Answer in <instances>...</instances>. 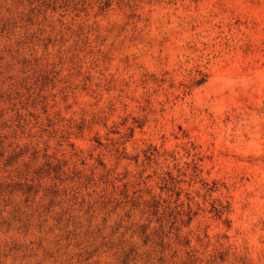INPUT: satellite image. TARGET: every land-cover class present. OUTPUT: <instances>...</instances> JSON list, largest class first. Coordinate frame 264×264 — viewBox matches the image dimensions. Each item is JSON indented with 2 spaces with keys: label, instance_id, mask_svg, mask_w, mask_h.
Wrapping results in <instances>:
<instances>
[{
  "label": "rangeland",
  "instance_id": "obj_1",
  "mask_svg": "<svg viewBox=\"0 0 264 264\" xmlns=\"http://www.w3.org/2000/svg\"><path fill=\"white\" fill-rule=\"evenodd\" d=\"M0 264H264V0H0Z\"/></svg>",
  "mask_w": 264,
  "mask_h": 264
},
{
  "label": "trees",
  "instance_id": "obj_2",
  "mask_svg": "<svg viewBox=\"0 0 264 264\" xmlns=\"http://www.w3.org/2000/svg\"><path fill=\"white\" fill-rule=\"evenodd\" d=\"M204 80H205V77L201 76L198 80H196V83L200 84V83L204 82Z\"/></svg>",
  "mask_w": 264,
  "mask_h": 264
}]
</instances>
